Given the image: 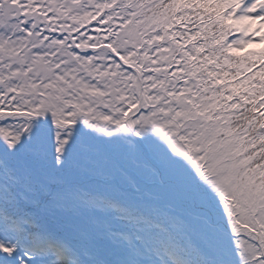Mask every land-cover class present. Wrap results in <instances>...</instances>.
<instances>
[{
	"label": "snow or ice",
	"instance_id": "obj_1",
	"mask_svg": "<svg viewBox=\"0 0 264 264\" xmlns=\"http://www.w3.org/2000/svg\"><path fill=\"white\" fill-rule=\"evenodd\" d=\"M0 264H264V0H0Z\"/></svg>",
	"mask_w": 264,
	"mask_h": 264
}]
</instances>
